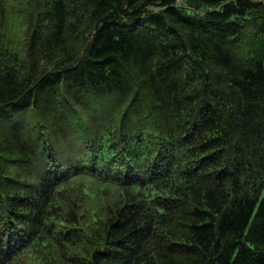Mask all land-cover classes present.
I'll list each match as a JSON object with an SVG mask.
<instances>
[{
	"label": "trees",
	"instance_id": "trees-1",
	"mask_svg": "<svg viewBox=\"0 0 264 264\" xmlns=\"http://www.w3.org/2000/svg\"><path fill=\"white\" fill-rule=\"evenodd\" d=\"M0 165V264H264V0H0Z\"/></svg>",
	"mask_w": 264,
	"mask_h": 264
},
{
	"label": "bare ground",
	"instance_id": "bare-ground-1",
	"mask_svg": "<svg viewBox=\"0 0 264 264\" xmlns=\"http://www.w3.org/2000/svg\"><path fill=\"white\" fill-rule=\"evenodd\" d=\"M69 127V126H68ZM40 128V127H39ZM42 129V128H41ZM43 132V131H42ZM74 132V131H73ZM40 134V133H39ZM42 134V133H41ZM42 138V137H41ZM45 138V137H44ZM193 143V142H192ZM196 146V145H195ZM197 151H198V149H197ZM41 152V151H40ZM39 153V152H38ZM42 153V152H41ZM201 153V152H200ZM209 155V154H208ZM0 167H1V165H0ZM0 170H1V168H0ZM2 182V181H1ZM18 238V237H17ZM21 239V238H20ZM14 240H16V239H14ZM22 240V239H21ZM13 241V240H12ZM18 242V241H17ZM12 243V242H11ZM7 246V245H6ZM9 246V245H8ZM7 254V253H6Z\"/></svg>",
	"mask_w": 264,
	"mask_h": 264
}]
</instances>
